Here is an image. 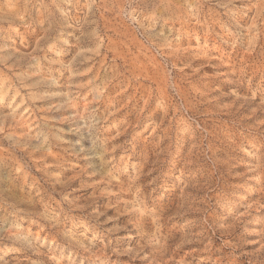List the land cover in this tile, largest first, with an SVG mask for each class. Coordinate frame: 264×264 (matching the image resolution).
Listing matches in <instances>:
<instances>
[{"label": "rangeland", "instance_id": "rangeland-1", "mask_svg": "<svg viewBox=\"0 0 264 264\" xmlns=\"http://www.w3.org/2000/svg\"><path fill=\"white\" fill-rule=\"evenodd\" d=\"M0 264H264V0H0Z\"/></svg>", "mask_w": 264, "mask_h": 264}]
</instances>
